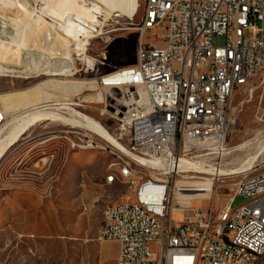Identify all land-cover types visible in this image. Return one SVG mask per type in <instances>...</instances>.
I'll use <instances>...</instances> for the list:
<instances>
[{
  "label": "built area",
  "instance_id": "1",
  "mask_svg": "<svg viewBox=\"0 0 264 264\" xmlns=\"http://www.w3.org/2000/svg\"><path fill=\"white\" fill-rule=\"evenodd\" d=\"M140 2L136 62L96 79L109 90L100 111L107 122L88 115L102 133L88 129L77 141L103 145L117 172L105 182L127 188L125 200L103 208L98 237L119 242L116 264H264V203L230 213L237 196L264 189V169L243 174L216 217L191 208L181 222L172 218L177 164L223 149L233 93L264 69V0ZM150 30L162 31L154 42L144 39ZM5 118L0 103V125Z\"/></svg>",
  "mask_w": 264,
  "mask_h": 264
},
{
  "label": "rangeland",
  "instance_id": "2",
  "mask_svg": "<svg viewBox=\"0 0 264 264\" xmlns=\"http://www.w3.org/2000/svg\"><path fill=\"white\" fill-rule=\"evenodd\" d=\"M28 1L36 5L33 0ZM71 2L74 3L73 0ZM81 7L86 11L91 9L90 6ZM1 13L11 17L18 15L17 10L0 6V18ZM142 13L141 2L138 12L132 17L117 16L116 13L109 15L104 10L96 13L101 26L87 50L90 57L99 60L95 71L87 72L84 62L74 54L77 57L73 66L53 71L51 76L28 72L23 68H17L13 75L11 71H6L9 75H0V103L6 115L4 121L33 107L50 105L57 110L61 106L59 104L65 103L86 116L107 122V116L100 111L109 90L98 88L96 79L136 62L137 26ZM161 33V30L147 31L144 39L154 42L156 35ZM222 40V37H217L216 43ZM156 42L161 45V40ZM54 60L56 64L61 61L59 58ZM6 65V62L0 61V68L6 70ZM57 111L76 117L66 108ZM26 133L29 135L28 144L21 146L13 159L18 158L19 162L25 159L20 164L28 166L51 156L55 167L51 174L49 170L44 176L37 173L41 170L38 165L35 174L28 172L31 176L28 178L35 184V198L32 199L35 206L28 208L32 215H28L27 220L17 225L14 222L0 225V264H116L119 242L100 240L98 237L103 208L115 197L123 200L126 197V185L118 180L111 182H117V185H98L111 174L117 176V172L111 170L116 159H112L108 151L79 148V134L91 132L75 123L60 119L43 120L36 122ZM47 139L49 141H45ZM246 142L252 147L235 150L236 146ZM26 151L27 154H23ZM254 156V168L243 173L223 176L193 171L178 173L174 181V206L208 210L216 217L233 196L241 176L264 169V69L249 84L233 93L223 149L191 162L213 171L230 170ZM152 172L153 169L145 167V173ZM48 182L50 185L46 186ZM136 202L146 207V199L136 198ZM245 202L246 198L237 196L233 208ZM186 212L191 210L186 209ZM183 217V210L172 212V218L177 222H181Z\"/></svg>",
  "mask_w": 264,
  "mask_h": 264
},
{
  "label": "bare ground",
  "instance_id": "3",
  "mask_svg": "<svg viewBox=\"0 0 264 264\" xmlns=\"http://www.w3.org/2000/svg\"><path fill=\"white\" fill-rule=\"evenodd\" d=\"M33 1L36 3L35 6L28 0H0V6L3 8L14 9L18 12V15L14 17L1 13L0 61L6 62L7 68L6 70L0 68V75H9L6 71H11L13 75L17 68H23L28 72L33 71L51 76L53 71H63L73 66L77 56L79 61L91 63L94 59L87 54V50L90 40L98 36V27L101 26L96 13L104 10L109 15L116 13L117 16L132 17L136 15L140 7V0H73L74 3L71 0ZM81 6H90L91 9L86 11ZM74 54L77 56L75 57ZM56 58L61 59L59 64L55 63ZM59 105H61L59 108L71 110L76 117H68L69 115L66 116L57 111L59 108L54 110L49 107L50 105H45L15 113L4 121L0 125V158L36 122L43 120L60 119L102 133L99 125L90 117L65 103ZM108 139L119 149L127 152L125 147L113 137L109 136ZM250 144L249 142L242 143L236 146L235 150H243L251 146ZM77 146L84 150H103V145L98 144L80 143ZM254 159L255 156L247 159L238 168L230 170L205 169L202 165L193 163L187 158H182L177 167L179 168L178 173L193 171L197 174L223 176L252 170ZM112 165L116 166V162ZM145 167L153 169V165H145ZM116 177V174H111L106 179H116ZM211 180L210 178L209 181ZM259 203H264V189L246 197V202L236 208L231 205L230 213H240L241 210L254 211ZM136 205L137 208H145L140 202H136ZM191 208L192 206L176 207L174 203L172 205L173 211Z\"/></svg>",
  "mask_w": 264,
  "mask_h": 264
},
{
  "label": "crops",
  "instance_id": "4",
  "mask_svg": "<svg viewBox=\"0 0 264 264\" xmlns=\"http://www.w3.org/2000/svg\"><path fill=\"white\" fill-rule=\"evenodd\" d=\"M28 141L29 135L26 133L5 153L0 160V225L3 223L7 224L8 222H14L15 225H17L19 222L27 220L26 218H28V215H32V212L29 211L28 208L35 206L32 201V199L35 198L33 194V187L35 184L28 178H31L28 172L35 174L37 171L36 166L38 165L41 167V170L37 173L44 176L49 170H51V174L55 167L53 165L54 160H52L51 156L43 157L38 161L30 163L28 166L21 165L24 163L25 159L20 160V162L18 158L13 159V157L18 154V149L21 148V146L28 144ZM45 141L49 140L47 139ZM45 141H42V143ZM23 154L26 155L27 151L23 152ZM103 183L107 184L106 182H102L100 184L98 183V185H102ZM114 184L117 185V182L111 185ZM45 185L49 186L50 183L48 182ZM86 194L87 193L85 191V195ZM122 201L123 198L115 197L110 203H120Z\"/></svg>",
  "mask_w": 264,
  "mask_h": 264
}]
</instances>
